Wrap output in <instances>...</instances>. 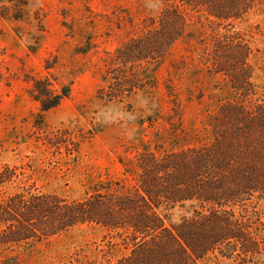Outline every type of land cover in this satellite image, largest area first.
<instances>
[{"label":"trees","instance_id":"obj_1","mask_svg":"<svg viewBox=\"0 0 264 264\" xmlns=\"http://www.w3.org/2000/svg\"><path fill=\"white\" fill-rule=\"evenodd\" d=\"M7 1L11 16L21 19L28 1ZM262 1L165 0L143 33L116 49L119 67L109 71L104 97L123 101L136 90L156 87L148 67L157 71L188 36L192 13L210 30L195 38L199 62L223 75L235 98L209 113L201 138L185 148H126L119 159L123 176L108 174L83 198L44 191L25 167L0 164V249L88 226L103 230L112 247L126 251L115 264H202L220 257L233 264H264V90L249 62L248 39L233 30ZM37 86L34 98L44 113L70 95L68 87L53 95ZM177 204H189L194 214L170 222L168 212Z\"/></svg>","mask_w":264,"mask_h":264},{"label":"rangeland","instance_id":"obj_2","mask_svg":"<svg viewBox=\"0 0 264 264\" xmlns=\"http://www.w3.org/2000/svg\"><path fill=\"white\" fill-rule=\"evenodd\" d=\"M27 1L21 19L11 16L9 1L0 2V164L25 167L44 191L83 198L108 174L123 176L119 159L126 148H185L201 138L205 117L235 98L228 80L199 62L195 38L210 30L192 13L188 36L157 71L148 67L156 87L136 90L123 101L104 97L109 71L119 67L116 49L141 35L165 0ZM233 30L253 49L249 62L263 92L264 2ZM36 85L53 95L68 87L70 95L44 113L34 98ZM51 138L66 148L50 144ZM193 214L189 204H177L168 218L176 223ZM125 253L111 246L103 230L79 226L42 242L0 249V264H115ZM202 264L233 262L220 257Z\"/></svg>","mask_w":264,"mask_h":264}]
</instances>
